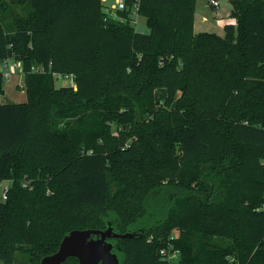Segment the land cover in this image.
Returning <instances> with one entry per match:
<instances>
[{"label":"trees","instance_id":"16d2710c","mask_svg":"<svg viewBox=\"0 0 264 264\" xmlns=\"http://www.w3.org/2000/svg\"><path fill=\"white\" fill-rule=\"evenodd\" d=\"M195 2L138 0L144 31L135 0L124 22L101 0H0L26 98L0 101V264L108 226L133 234L107 239L119 264H163L172 233L177 264H264V0H228L223 35L195 32Z\"/></svg>","mask_w":264,"mask_h":264},{"label":"water","instance_id":"95a60500","mask_svg":"<svg viewBox=\"0 0 264 264\" xmlns=\"http://www.w3.org/2000/svg\"><path fill=\"white\" fill-rule=\"evenodd\" d=\"M131 233H116L110 226L100 229H74L61 239L57 250L44 256L39 264H62L75 258L78 264H119L113 245L107 239L132 238Z\"/></svg>","mask_w":264,"mask_h":264},{"label":"built area","instance_id":"2783aa9c","mask_svg":"<svg viewBox=\"0 0 264 264\" xmlns=\"http://www.w3.org/2000/svg\"><path fill=\"white\" fill-rule=\"evenodd\" d=\"M108 0H101V3L103 4L104 10L106 13L111 14L112 18H116L120 22H124L125 20L121 17H118L115 15L116 11H124L127 9L125 0H110L111 3L107 6H105V2ZM138 0H135L134 5L132 6V9L130 10V18L129 23L130 25L138 30L137 24H138V18L139 15L137 13L138 10ZM208 4L213 7L217 8L219 6L217 0H208ZM31 71L35 73H41L44 71V68L42 65H35L31 67ZM0 72L5 81L9 80L14 74H19L23 77L22 72V65L20 61H16L10 58L3 59L0 61ZM52 77L56 81H62L63 86L68 87H74L75 81H74V75L73 74H61V73H51ZM18 87L20 89L24 88V83L21 82L18 84ZM12 180L10 179H2L0 180V203L4 202L7 199V195L10 189V186L12 184ZM21 186L23 188H29L28 187V181L24 180L22 181ZM176 235H170L168 240L164 243L162 247L158 249L157 255L159 257V260L163 262V264H177L180 257V251L174 246L173 240L175 239ZM152 241V237H149L147 239V242L150 243ZM230 263L233 262V259L229 260Z\"/></svg>","mask_w":264,"mask_h":264},{"label":"rangeland","instance_id":"374dc122","mask_svg":"<svg viewBox=\"0 0 264 264\" xmlns=\"http://www.w3.org/2000/svg\"><path fill=\"white\" fill-rule=\"evenodd\" d=\"M219 6L217 8H213L208 4V0H196L195 2V7H196V11H195V15L197 16V18H199V16L201 14H206L210 17L216 13V12H224L225 9H228L230 7V4L228 2V0H217ZM111 3L110 0H108L107 2H105V6L109 5ZM231 9V7H230ZM8 21L11 20V17L7 18ZM229 19H225L224 23L228 22ZM223 21H218L216 23L213 22V20L211 19L210 21H208L207 23L201 25V24H197L195 27V32H211V33H216V34H221L223 31ZM137 28L138 30H144L146 31V27L144 25V19L142 17L138 18V24H137ZM17 74V73H16ZM15 75V74H14ZM17 81H13L12 79L5 81L4 80V89L6 90V96L9 98V100H14V101H19V100H23L25 102L26 98H25V91L24 88L20 89L18 88V85L16 86ZM55 82V86L59 87V86H63V82L62 81H56ZM166 97V90L164 88H158L155 90L154 92V98L155 101L157 102V106L160 108L161 107V102L164 100V98ZM0 101L2 103H6L5 102V98L3 96L0 97ZM175 233H172V235H174ZM176 235V234H175ZM27 263V256L24 255L23 253L17 252L15 254V258H14V264H26Z\"/></svg>","mask_w":264,"mask_h":264},{"label":"crops","instance_id":"0c3cea01","mask_svg":"<svg viewBox=\"0 0 264 264\" xmlns=\"http://www.w3.org/2000/svg\"><path fill=\"white\" fill-rule=\"evenodd\" d=\"M231 7V6H230ZM230 7L228 8V9H225L224 10V12H216V13H214L212 16H211V19L213 20V22L214 23H216V22H218V21H223V23H224V21H225V19L227 20V19H229V13H230ZM195 11H196V7H195ZM210 19V17L208 16V15H206V14H201L200 16H199V18H197V16L195 15V13H194V30H195V27H196V25L197 24H201V25H203V24H205V23H207L208 21H210L211 20ZM225 24V23H224ZM223 24V25H224ZM218 35H223V31H222V33L221 34H218ZM15 80V81H17L16 83V86L19 84V83H21V82H23V77L21 76V75H19V74H15V75H13L11 78H10V80ZM5 87L3 86V91H4V93H3V97L5 98V102H13V103H22V102H24L23 100H19V101H14V100H9V98L5 95L6 93V90L4 89ZM19 88V87H18Z\"/></svg>","mask_w":264,"mask_h":264}]
</instances>
